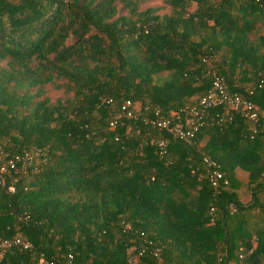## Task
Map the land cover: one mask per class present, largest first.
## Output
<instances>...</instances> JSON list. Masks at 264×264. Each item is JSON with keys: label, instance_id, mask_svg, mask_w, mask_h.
Instances as JSON below:
<instances>
[{"label": "trees", "instance_id": "obj_1", "mask_svg": "<svg viewBox=\"0 0 264 264\" xmlns=\"http://www.w3.org/2000/svg\"><path fill=\"white\" fill-rule=\"evenodd\" d=\"M150 1L0 0V264H262L264 119L151 121L215 76L264 107V0Z\"/></svg>", "mask_w": 264, "mask_h": 264}, {"label": "built area", "instance_id": "obj_2", "mask_svg": "<svg viewBox=\"0 0 264 264\" xmlns=\"http://www.w3.org/2000/svg\"><path fill=\"white\" fill-rule=\"evenodd\" d=\"M218 106L227 107L230 114L239 112L244 118L253 122L264 119V107L258 108L257 105L251 101L242 99L234 92H229L224 82L215 76L207 93L197 100L194 105L181 108L176 112L169 113L167 116H156L151 123L158 129L167 131L173 137L189 142L201 124L204 123L203 118L207 116L206 110ZM230 117L231 115H228V118ZM158 145L162 146L163 142L160 141ZM15 160H18L17 156H14L13 159H8L0 165V188L5 186L3 173L6 172L7 169H12L14 167ZM203 160L208 166L213 167L210 173L212 184L214 186L226 184L227 181L222 178V174L215 168L214 162L205 157ZM6 188L8 191H12V186H7ZM12 248L27 251L30 250L31 246L30 243L19 234H15L9 239H0V256ZM32 264L61 263L48 260L43 255H36L33 257ZM262 264H264V260Z\"/></svg>", "mask_w": 264, "mask_h": 264}, {"label": "rangeland", "instance_id": "obj_3", "mask_svg": "<svg viewBox=\"0 0 264 264\" xmlns=\"http://www.w3.org/2000/svg\"><path fill=\"white\" fill-rule=\"evenodd\" d=\"M144 6H145V7H147V6H158V7H161V6H162V3H161V0H152V1H150L149 3L145 4ZM163 10H164V8H161V9H160V11H163ZM46 93H47V95L49 96L50 100H54V98H56V96H57V94H58L57 92H54V90H52V89L49 88L48 86H47ZM134 108H135V110H138V109H139V104H138V103H135V104H134ZM237 176H238V178H239L241 181H246L247 176H246V173H245L243 170L238 169V171H237ZM245 193H246V192H245ZM242 195H243V198H244V199L247 198V195H246V194H242ZM245 195H246V197H245ZM244 199H243V200H244Z\"/></svg>", "mask_w": 264, "mask_h": 264}]
</instances>
